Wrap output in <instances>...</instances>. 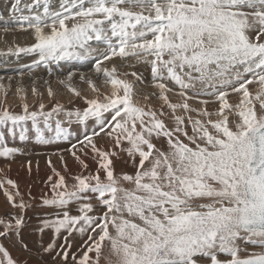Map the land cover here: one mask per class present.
Segmentation results:
<instances>
[{
    "label": "snow or ice",
    "instance_id": "obj_1",
    "mask_svg": "<svg viewBox=\"0 0 264 264\" xmlns=\"http://www.w3.org/2000/svg\"><path fill=\"white\" fill-rule=\"evenodd\" d=\"M20 5L21 0H13L10 15L34 14L11 23L30 32L33 42L10 47L8 53L35 54L34 64L92 57L95 71L103 72L112 88L100 99L88 80L97 97H85L83 109L65 113L84 126L68 151L82 169H88L82 156L89 151L98 166L95 173L71 177L70 189L49 161L57 179L48 177L52 196L43 197L41 206L56 211L38 217L33 229L52 233L42 251H55L57 238L66 233L57 252L61 264H69V258L71 264H264V0H63L58 11L50 8V0ZM41 5L43 12L37 11ZM92 41L104 48L92 47ZM129 56L150 64L174 127L159 118L163 111L158 116L133 102V84L117 78L115 66L102 67L113 57ZM130 75L141 80L136 72ZM169 81L178 86L174 94L182 103L169 101L166 93L174 91ZM253 84L255 93L248 87ZM68 91L80 96L71 86ZM230 94L239 102L230 104ZM202 96L214 100L200 99L201 105L218 103V108L210 112L189 105L188 100ZM39 109L29 111L25 103L22 113H13L4 107L0 125L10 124V132L21 128V140L27 121L41 140L45 131L57 138L71 135L61 120L56 119L54 130L50 123L62 106L45 112L41 103ZM177 109L185 115H176ZM41 120L43 129L38 128ZM101 134L111 148L96 143ZM161 137L166 147L154 142ZM0 145V157L19 151L3 145L2 136ZM116 149L131 159L133 174H115ZM61 162L67 171L63 157ZM0 189L18 210L0 218V264H29L12 250L32 251L23 233L29 227L27 210L34 205L24 201L13 180L0 182ZM93 200L102 213L90 214L97 206ZM74 202L79 203L77 215L68 207ZM74 233L87 235L79 255L70 251ZM249 245L262 251L250 252Z\"/></svg>",
    "mask_w": 264,
    "mask_h": 264
},
{
    "label": "rangeland",
    "instance_id": "obj_2",
    "mask_svg": "<svg viewBox=\"0 0 264 264\" xmlns=\"http://www.w3.org/2000/svg\"><path fill=\"white\" fill-rule=\"evenodd\" d=\"M62 2L63 0H50V8L54 11H58L60 10V4ZM12 3L13 0H0V23H7L9 25L6 30L4 27L0 26V110H2L4 107H7L10 112L22 113L23 104L26 103L29 107V111H39L40 110L39 105L42 103L44 104L43 110L45 112H48L52 109L54 105H60L63 107L64 111L57 115H54V117L50 120V123L52 127L55 128L56 119L61 120L63 127L65 128L71 127L69 128V131L72 134L71 138L75 139L74 141L70 138L69 140L70 144L68 143L70 146L67 145L65 148H62L60 150H51L40 153L37 156L38 162L41 161V163H43V167H47V168L49 167V169L42 171L43 168L42 167L38 171V173H42V174L38 176H34L35 177L34 182L28 180L27 183L24 185H22V183H24L23 181H21V184L18 182V188L26 187L25 189H27L28 193H30L31 195H35L36 190H39V188H41L40 190L43 193L42 196H45L46 193L49 195V191H50L49 189L51 187V182H47L48 177L52 176L53 182L57 179L54 173L52 174L49 172L52 171V167H55L57 171L58 170L66 171L64 163L61 162V157H63L64 162H66L67 164V171H66L67 177L65 176V178L70 189L72 184L74 183L71 177L81 173H83L84 175L89 174V172L95 173L98 163H92L88 165L87 170H84L82 169L81 166L77 165L76 160L74 159L72 154L69 151H67L72 144L76 143V137L80 136L83 133L84 126L79 124L75 120V117H72L71 121H69V117L65 115V113L69 111L74 112L77 109H83L86 106L84 102L85 97L88 99L97 97L98 94L96 92H93L89 87L88 80H91L93 82V85L99 90L100 99H103L104 94H108L111 92V90L105 91V89L111 87V85L108 86L107 85L108 83L106 84V77L103 75V72L97 73L95 71V67H94L95 60L92 57L85 59H65L61 61H50L48 63L41 62L40 64H34L33 61L38 59V57L35 54L8 53L7 50L10 47L27 46L33 42V38L30 32L23 31L19 25L12 24L11 22L17 20L21 15H32L34 13L23 11V12H17L15 16L10 15V9ZM31 3H33V0H21L20 7L21 9H23L25 4H31ZM37 11L43 12V5H41V7L37 9ZM90 44L94 48L97 47L101 49L104 48V45L100 42L92 41L90 42ZM148 59H151V57H149ZM113 66H115L117 70L116 71L117 78L127 79L130 83L133 84L132 99L135 104H138L139 106L144 107L145 109L150 107L152 110L157 112L158 116L159 113L163 111L164 115L160 116L159 118L162 119L168 127L175 126L174 120L172 118L173 116L172 110L169 109L167 105H165L163 101L159 99L160 90L154 85L152 79V73H151V66L148 62H146L145 60L137 59L136 57H132V56L126 58L113 57L110 61H105L102 65V67H107L109 69H111ZM132 72H136L138 75H140L141 80H136L135 77L130 75V73ZM69 73L73 74L71 80L68 79ZM125 73H128L129 75L125 76L124 75ZM167 83L169 87L173 86L178 88L177 86H174L170 81ZM68 86H71L75 88L77 91H79L80 96L79 97L73 96V94L68 91ZM199 87L201 86L197 85V88ZM248 87L250 92L252 93H255V91L257 90V85L255 84L249 85ZM33 89H35V94L33 92ZM49 89L52 90L55 96L52 95L51 97H48L49 95L46 94V91L49 92ZM178 92L179 90L177 91L174 90L173 92L166 93L171 103L183 102V99L179 95L174 94ZM189 95L191 96L192 93L189 92ZM145 97H147V99ZM66 98L68 99L67 102H66L67 100ZM55 99L59 101H56ZM200 99L214 100V97L202 96L199 97L198 99L196 98L190 99L188 100V103L193 108L207 107V109L210 112L215 111L218 108V103H210L206 106L201 105L199 103ZM228 101L230 104H236L239 102V97L236 94H230L228 96ZM175 114L185 115L183 109H177ZM188 115H191L194 119L198 118L196 116V113H189ZM212 118L215 119L216 117H212ZM64 121L66 122L65 124L63 123ZM24 125H30L32 133L35 131L32 129L31 121L25 122ZM5 126L6 125H0V133H2L4 129H7V127L12 128L10 124H8V126L6 127ZM38 128L43 129L42 120L41 123L38 125ZM17 129L18 127L13 128V130L15 131L12 130L11 132L10 131L8 132V129L5 131L7 133H11L12 135H15ZM74 130H76L75 131L76 133L74 132ZM188 132L189 134H191L190 126L188 128ZM48 134L49 133H46L44 137L46 138ZM0 136L2 135L0 134ZM49 137L53 141L62 139V137L57 138L56 135H54L53 133H50ZM35 138L37 137H34L33 140ZM2 139H3V145L19 149V153L22 154H16L17 156L19 157L25 156L22 159L23 161L17 162L14 165V167L9 171L11 177H15L18 175L22 177L21 174H18L16 172L15 166H18V169L21 170L22 166L20 165V163H23L24 167L28 165L32 166L34 163L32 161V158H30L31 156L34 155L31 153V149L28 150L29 154L24 152V150L28 148V142H27L28 138L22 144L23 146L21 145V141H22L21 139L18 145L11 144V142L6 141V139H4L3 136ZM63 140H65V138ZM38 141H41V139H38ZM95 141L98 145L111 148V142L103 134H101L100 137L95 138ZM154 142L157 143L158 147L167 146L166 139L165 138L162 139V137L160 142H158V140L155 139ZM77 149H79V145H77ZM115 151L118 152V156L112 158L114 162L115 174L118 176L121 173L133 174L135 169L133 167L131 159L127 156L126 153H120L118 149H116ZM48 155H50L51 159H48ZM25 158L27 159L24 160ZM49 161L51 162L52 167H50V165H47ZM95 161L97 162V160L93 158V162ZM137 162H138V157H137ZM69 164H73L72 170L71 169L69 170L68 167ZM7 167L8 165L6 164V162L4 163L0 162L1 169ZM27 171L28 168L25 167L23 168L22 173L24 175H27L26 174ZM125 186L130 187V185L127 184H125ZM15 191L16 189H12L11 192L14 193ZM0 194H1L0 195L1 201L3 200L5 201L3 203L5 205L3 206L5 211L2 212L0 209V218L7 219L8 214L16 213L18 210L13 209L12 207H10V209L8 208L6 209L8 202L6 201L7 199L4 195V189H0ZM17 201H19L18 197H17ZM24 201L26 203H30L34 205V207L29 208L27 210V217L29 218V227L24 230V234H23L24 240L28 243L29 248L32 249V251L23 252L19 250V248H14L12 250L13 256L20 257L22 259H27L29 261V264H58L59 262L61 263L59 257L57 256V252L60 251L59 245L64 242V235H66V233H62L57 238L56 240L57 243L55 242L56 243L55 251L51 253H44L42 251L41 245L46 247L47 244L51 242L52 233L50 230H46L43 233V235H40V233L38 234V232L33 230L34 227L38 224V219H37L38 217H44L46 213H52L56 211V209L51 207L45 208L42 206H40L39 208L36 205L34 199H32V196L31 198L30 196L28 198H24ZM92 202L97 206L95 208L94 213H90V214L102 213L103 209L97 204V202L95 200H93ZM39 204H41V202H39ZM35 206L37 207L36 209ZM68 207L72 215L79 214L77 212V208L79 207L78 202L71 203ZM85 240H87V235L81 236L79 233H74L70 237V242L72 244L70 251L72 253H77L79 255V249L81 248V245L84 243ZM5 243L7 244L6 241ZM8 246L11 247V245ZM247 247H248V251L250 252L262 251V249L258 247H252L250 245ZM107 254H108V249L105 248V255ZM241 255L243 256L244 253H241ZM53 257H56V259L53 260ZM69 264H71V258H69ZM101 264H103V261L101 262Z\"/></svg>",
    "mask_w": 264,
    "mask_h": 264
},
{
    "label": "bare ground",
    "instance_id": "obj_3",
    "mask_svg": "<svg viewBox=\"0 0 264 264\" xmlns=\"http://www.w3.org/2000/svg\"><path fill=\"white\" fill-rule=\"evenodd\" d=\"M5 73V72H4ZM16 75V74H15ZM14 77H16V76H14ZM13 82V81H12ZM105 84V83H104ZM107 84V83H106ZM105 84V85H106ZM102 85V84H101ZM100 85V86H101ZM108 86H110V84H107ZM59 86V85H58ZM60 87H61V85H60ZM59 87V88H60ZM178 87V86H177ZM56 88V87H55ZM172 88L174 89V90H179V88H176V87H173L172 86ZM101 89H102V87H101ZM110 90H112V88L111 87H108V88H106L105 89V91H110ZM67 92V91H66ZM35 94V93H34ZM33 94V95H34ZM45 94V93H44ZM46 94L48 95V91H46ZM53 96H55L54 94H53ZM15 97V96H14ZM49 97V96H48ZM19 98V97H18ZM67 99V98H66ZM65 99V100H66ZM20 100V99H19ZM56 100V99H55ZM56 101H59V100H56ZM68 101V99L66 100V102ZM53 102H55V101H53ZM50 104V103H49ZM51 105V104H50ZM65 120V119H64ZM64 124L66 123L65 121L63 122ZM6 126H8V125H6ZM5 126V127H6ZM11 126V125H10ZM62 126H63V124H62ZM94 125H92L91 123H89V129L90 128H92ZM73 127V126H72ZM79 127V126H78ZM24 128H26L27 129V131H25L24 132V139L21 141V145L25 142V140L28 138V148L26 149V150H24V152L25 153H28L29 154V151L28 150H30L31 149V153L32 154H34L33 156H31L30 158H32V161L34 162L33 163V165L31 166V165H28V166H25V167H27L28 168V171L26 172V174L27 175H24L23 173H22V170H23V168H25L24 167V164L23 163H20V165L22 166V169L20 170V169H18V166H15V169H16V172L18 173V174H21L22 175V177L20 176V175H18V176H15V177H11L10 176V173H9V171L14 167V165L17 163V162H19V161H23L22 159H23V157H25V156H23V157H19V156H17L16 154H22V153H19V151L18 152H16V153H14V154H12L11 156H9V157H7V158H4V157H0V162H6V164L8 165V167L7 168H4V169H1L0 168V182H3V181H6V180H13L17 185H18V182L21 184V181H23L24 183H22V185H24V184H26L27 183V181L28 180H30V181H32V182H34L35 180V177L34 176H38V175H40V174H42V173H38V171L43 167V163H41V161L40 162H38V159H37V156L40 154V153H42V152H46V151H51V150H60V149H62V148H65L67 145H69L70 143H69V140H70V138H71V135L67 138V139H65V140H63L64 139V137H62V139L61 140H52L50 137H49V135H50V133H53L54 135H55V133H54V131H52V132H47V131H45V133H44V135L46 134V133H49L48 135H47V137L46 138H44V140H41V141H38V139L37 138H35L34 140H33V138L34 137H37V134H36V131H34L33 133L31 132V126L30 125H24ZM53 128V130H54V127H52ZM69 128H71V127H69ZM68 128V129H69ZM7 129H8V132H9V127H7ZM7 129H4L3 131H2V133H0L3 137H4V139H6V141H9V142H11V144H16V145H18V143L20 142V135H21V128H19L18 127V129H17V131L15 132V135L17 136H15V135H12L11 133H7L5 130H7ZM74 129V128H73ZM13 131H15V130H13ZM76 130H74V132H75ZM76 133V132H75ZM75 137V136H74ZM72 139V138H71ZM162 139H163V137H162ZM72 140H74L75 141V139H72ZM71 140V141H72ZM160 140H161V138L158 140V142H160ZM69 143V144H68ZM23 146V145H22ZM70 146V145H69ZM16 147V146H15ZM68 151V150H67ZM90 152V151H89ZM83 159H85V162L88 164V165H90V164H92V163H98V162H93V157H92V154H91V152H90V154H89V156H87V157H82ZM19 159V160H18ZM27 158H25L24 160H26ZM48 159H51V157H50V155H48ZM31 162V161H30ZM38 162V163H37ZM76 163H77V165L78 166H80V164L76 161ZM47 165H49V163H47ZM2 166V165H1ZM4 166V165H3ZM69 170L71 169H73V164H69ZM30 168H32V169H30ZM55 168V167H54ZM47 169H49V167L47 168V167H43L42 168V171H45V170H47ZM56 169V168H55ZM56 171H57V169H56ZM50 173H52L53 174V170L52 171H49ZM58 172H60V174L61 175H63V176H66L67 175V172L66 171H64V170H58ZM37 173V174H36ZM45 177V176H44ZM56 177V176H55ZM67 177V176H66ZM31 183V182H30ZM36 183V182H35ZM34 183V184H35ZM45 185V184H44ZM7 187V189L11 192L12 191V188H11V186H9V185H7L6 183H5V188ZM23 187V186H22ZM28 187V186H27ZM20 188V187H19ZM26 188V187H25ZM24 187L23 188H20V193L22 192V193H24V194H22L23 195V197L24 198H28L29 197V193H28V191H27V189H25ZM31 189V188H30ZM41 188H39V190H36V194L35 195H31L32 196V198H34V201H35V203H36V205L40 208V206H41V204H39V202H41V200H42V198L43 197H45V196H47L48 198H51V196H52V190H51V187H50V191H49V195L46 193V195L45 196H42L43 195V193L41 192V190H40ZM29 190V189H28ZM1 195V194H0ZM7 201V200H6ZM26 201H27V199H26ZM5 201L3 200V201H1V198H0V209H1V211L2 212H4L5 210H4V207L3 206H5L3 203H4ZM10 205L8 204L7 205V207H6V209L8 208V209H10ZM42 207H44V206H42ZM37 207L35 206V209H36ZM46 208V207H45ZM48 208V207H47ZM11 212V211H10ZM24 234V233H23ZM36 234V233H35ZM34 234V235H35ZM39 234V233H38ZM41 235V234H40ZM37 236V235H36ZM62 239V238H61ZM38 243V242H37ZM57 243V242H56ZM62 243V242H61ZM37 246V245H36ZM35 247V246H34ZM36 248V247H35ZM53 252V251H52ZM52 255H53V253H52ZM48 256V255H47ZM52 257V256H51ZM59 262V261H58ZM57 262V263H58ZM60 263V262H59ZM58 263V264H59ZM61 264V263H60Z\"/></svg>",
    "mask_w": 264,
    "mask_h": 264
}]
</instances>
